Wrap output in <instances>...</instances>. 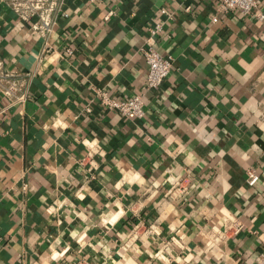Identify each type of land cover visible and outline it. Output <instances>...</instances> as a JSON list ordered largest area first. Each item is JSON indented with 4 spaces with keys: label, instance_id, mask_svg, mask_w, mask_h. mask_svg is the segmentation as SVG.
Instances as JSON below:
<instances>
[{
    "label": "crops",
    "instance_id": "obj_1",
    "mask_svg": "<svg viewBox=\"0 0 264 264\" xmlns=\"http://www.w3.org/2000/svg\"><path fill=\"white\" fill-rule=\"evenodd\" d=\"M10 1L0 58L30 79L23 103L0 92V264L264 262V19L218 0H64L44 48ZM149 43L172 68L145 91ZM141 93L140 119L101 102ZM227 218L242 228L222 241Z\"/></svg>",
    "mask_w": 264,
    "mask_h": 264
},
{
    "label": "built area",
    "instance_id": "obj_2",
    "mask_svg": "<svg viewBox=\"0 0 264 264\" xmlns=\"http://www.w3.org/2000/svg\"><path fill=\"white\" fill-rule=\"evenodd\" d=\"M64 0H11L9 7L15 17L23 22H30V29L43 39L44 48L54 33L57 22L61 18H67L68 14L63 9ZM216 8L221 12L239 11L244 16H249L262 21L264 13L258 9L256 0H218ZM169 18L170 15L162 11ZM161 30V24H156L149 31L153 37ZM151 37V38H152ZM150 38V39H151ZM42 52H47L45 49ZM142 55L147 65L145 77V91L157 88L167 77L172 68L171 58H163L151 43L142 49ZM30 75H18L7 72L0 58V92L5 96H12L18 91V103L25 101L26 95L22 91L26 88ZM102 104L122 117L142 118L144 116V94H136L130 99L118 100L106 95H101ZM260 179L259 173L253 169L245 172V181L248 186L255 185ZM242 225L235 218H227L223 221L220 230L215 233L222 241H227L232 235L240 232ZM258 264H264L260 262Z\"/></svg>",
    "mask_w": 264,
    "mask_h": 264
}]
</instances>
